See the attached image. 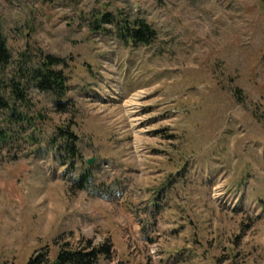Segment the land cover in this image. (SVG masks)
<instances>
[{"label":"rangeland","instance_id":"374dc122","mask_svg":"<svg viewBox=\"0 0 264 264\" xmlns=\"http://www.w3.org/2000/svg\"><path fill=\"white\" fill-rule=\"evenodd\" d=\"M121 12L157 43L94 30ZM0 32L6 75L49 54L68 76L17 103L41 132L0 141V264L83 239L109 264H264V0H0Z\"/></svg>","mask_w":264,"mask_h":264},{"label":"trees","instance_id":"16d2710c","mask_svg":"<svg viewBox=\"0 0 264 264\" xmlns=\"http://www.w3.org/2000/svg\"><path fill=\"white\" fill-rule=\"evenodd\" d=\"M106 23L114 27V34L125 44L152 46L159 40V31L142 17L136 16L132 19L122 12L117 15L107 13L99 23L94 24V30H101L102 24ZM104 31L106 30L104 29ZM12 61L13 53L9 48L8 40L0 32V116L2 112L8 116L7 121L10 122V126L7 128L0 126L1 142L8 137L12 125L19 124L16 122L17 120L23 122L22 124L31 130L29 137H33L34 134L42 131L38 123V119L43 120L42 115L30 113L28 109L24 112L16 111L18 102H22L21 107H26V97L31 89L50 93L58 100L68 92V76L64 69H59L60 66L65 65V59L48 54L44 56L38 67L31 68L19 65L9 76L5 74V70ZM58 105L62 106L60 103ZM58 110L63 111L60 108ZM63 134H67L69 140L72 139L70 144L64 147L67 151L66 155H70L69 158L74 157L73 162H75V157L78 154L76 145L78 136L70 131H63ZM35 144L38 143H32V145ZM76 244L74 245L69 241L63 243L55 258L50 257V252L47 249L37 251L27 264H99L101 260L109 264L115 258L114 245L109 240L97 245L92 239H83ZM117 264L126 263L119 262Z\"/></svg>","mask_w":264,"mask_h":264},{"label":"water","instance_id":"95a60500","mask_svg":"<svg viewBox=\"0 0 264 264\" xmlns=\"http://www.w3.org/2000/svg\"><path fill=\"white\" fill-rule=\"evenodd\" d=\"M93 162H94L93 159H90V160L88 161L89 164H93Z\"/></svg>","mask_w":264,"mask_h":264}]
</instances>
